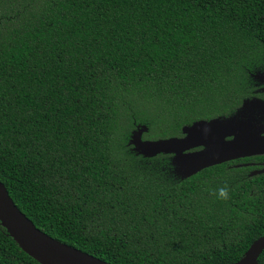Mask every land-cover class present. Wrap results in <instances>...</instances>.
Wrapping results in <instances>:
<instances>
[{
    "label": "trees",
    "instance_id": "trees-1",
    "mask_svg": "<svg viewBox=\"0 0 264 264\" xmlns=\"http://www.w3.org/2000/svg\"><path fill=\"white\" fill-rule=\"evenodd\" d=\"M255 72L264 0H0V182L36 228L110 264L234 262L264 234V172L182 177L128 140L230 117ZM0 264L39 263L0 225Z\"/></svg>",
    "mask_w": 264,
    "mask_h": 264
},
{
    "label": "water",
    "instance_id": "water-1",
    "mask_svg": "<svg viewBox=\"0 0 264 264\" xmlns=\"http://www.w3.org/2000/svg\"><path fill=\"white\" fill-rule=\"evenodd\" d=\"M242 126L244 124L233 121V117L196 120L181 126V136L149 140L141 139L145 127L137 125L128 142L134 151L145 156L172 153L174 169L183 171L179 175L184 177L232 158L264 154V135ZM196 147L199 149L183 152ZM0 225L23 252L39 264H110L36 228L15 206L1 182ZM262 249L264 234L254 239L236 261L218 264H256Z\"/></svg>",
    "mask_w": 264,
    "mask_h": 264
},
{
    "label": "flooded vegetation",
    "instance_id": "flooded-vegetation-1",
    "mask_svg": "<svg viewBox=\"0 0 264 264\" xmlns=\"http://www.w3.org/2000/svg\"><path fill=\"white\" fill-rule=\"evenodd\" d=\"M250 89L247 96L240 98V102L233 110L230 111V117H233L237 121L253 122L254 125L264 124V72L249 73ZM260 135H264V129H262ZM229 138V137H226ZM199 147L187 150H197ZM264 154H255L249 156H241L232 158L231 164L227 167L232 168H244L245 176H252L264 172V162L259 164L253 160H247L251 156H258ZM225 162V161H223Z\"/></svg>",
    "mask_w": 264,
    "mask_h": 264
},
{
    "label": "rangeland",
    "instance_id": "rangeland-1",
    "mask_svg": "<svg viewBox=\"0 0 264 264\" xmlns=\"http://www.w3.org/2000/svg\"><path fill=\"white\" fill-rule=\"evenodd\" d=\"M233 121H234V118H233ZM238 122L240 124H244V126H242V127H245V128L251 129V130H254V131L258 132V133H261L262 129H264V124L263 125L258 124V126H257V125H254L253 122H245V121H238ZM186 151L187 150H185L183 152H186ZM177 173H178V175L179 174L182 175L183 174V171H181V170L178 169L177 170Z\"/></svg>",
    "mask_w": 264,
    "mask_h": 264
}]
</instances>
